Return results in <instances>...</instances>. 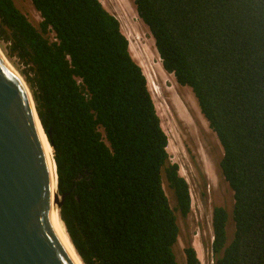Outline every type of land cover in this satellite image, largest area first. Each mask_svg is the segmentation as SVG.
I'll use <instances>...</instances> for the list:
<instances>
[{"label":"trees","instance_id":"trees-1","mask_svg":"<svg viewBox=\"0 0 264 264\" xmlns=\"http://www.w3.org/2000/svg\"><path fill=\"white\" fill-rule=\"evenodd\" d=\"M29 1L36 24L0 0V46L53 146L58 213L74 249L83 264H179L176 212L190 211L188 185L169 163L118 19L99 0ZM133 4L163 69L191 89L222 149L233 205L211 211L210 264H264V0ZM183 253L185 264H202L191 245Z\"/></svg>","mask_w":264,"mask_h":264},{"label":"water","instance_id":"water-1","mask_svg":"<svg viewBox=\"0 0 264 264\" xmlns=\"http://www.w3.org/2000/svg\"><path fill=\"white\" fill-rule=\"evenodd\" d=\"M62 199L31 92L0 54V264H78L55 217L54 210L73 247L58 213Z\"/></svg>","mask_w":264,"mask_h":264},{"label":"rangeland","instance_id":"rangeland-1","mask_svg":"<svg viewBox=\"0 0 264 264\" xmlns=\"http://www.w3.org/2000/svg\"><path fill=\"white\" fill-rule=\"evenodd\" d=\"M14 1L33 24L41 20L29 0ZM99 1L119 21L121 32L128 40L129 52L146 77L161 128L167 136L169 163L177 165L178 173L188 185L190 211L185 217L176 212L180 231L174 246L176 258L179 264H185L183 248L191 245L200 262L210 264L211 211L214 206H223L230 214L233 205L232 190L218 167V160L222 155L221 146L200 113L191 89L179 85L173 75L162 68L161 63L162 71L171 77H160L154 60L150 57L151 50L154 52L153 38L147 26L137 16L133 0ZM0 51L23 79L15 61L6 57L1 46ZM155 72L157 74H154ZM162 179L164 192L173 206L172 191L165 178ZM228 219L230 220L227 232L230 238L233 234V224L230 216Z\"/></svg>","mask_w":264,"mask_h":264},{"label":"bare ground","instance_id":"bare-ground-1","mask_svg":"<svg viewBox=\"0 0 264 264\" xmlns=\"http://www.w3.org/2000/svg\"><path fill=\"white\" fill-rule=\"evenodd\" d=\"M150 37V36H149ZM151 40V39H150ZM156 48H154V45H153V50H154V52H152V50H151V54H150V57L154 60V64H155V67L157 68V70H158V73H159V75H160V77L163 75L164 76V79H169V77H171V75L169 76L168 74H166L165 72H163L162 71V69H161V66H160V59H159V56H158V53H157V51L155 50ZM0 54L2 55V57L4 58V60H5V62L8 64V66L12 69V71L13 72H15L16 74H18L17 72H16V70H15V68L8 62V60L4 57V55L2 54V52L0 51ZM156 58V59H155ZM156 60V61H155ZM151 67V66H150ZM163 68V67H162ZM152 71V70H151ZM151 71H150V75H151ZM153 72H154V69H153ZM154 74H157L156 72L154 73ZM165 75L167 76L166 78H165ZM19 76V75H18ZM149 77V76H148ZM42 138H43V133H42ZM46 148H47V145H46ZM47 150H48V154H49V148H47ZM185 166V165H184ZM54 212H55V217H56V220H57V223H58V225H59V227H60V230H61V232H62V234H63V236H64V238H65V240H66V243H67V245H68V247H69V249L71 250V252H72V254H73V256H74V258L76 259V261H77V263L78 264H82V262L80 261V259H79V257L77 256V254H76V252H75V250L73 249V247L71 246V244H70V242H69V240H68V238H67V236H66V233H65V231H64V228H63V226H62V224H61V222H60V220L58 219V217H57V212L54 210Z\"/></svg>","mask_w":264,"mask_h":264},{"label":"flooded vegetation","instance_id":"flooded-vegetation-1","mask_svg":"<svg viewBox=\"0 0 264 264\" xmlns=\"http://www.w3.org/2000/svg\"><path fill=\"white\" fill-rule=\"evenodd\" d=\"M186 181V180H185Z\"/></svg>","mask_w":264,"mask_h":264}]
</instances>
